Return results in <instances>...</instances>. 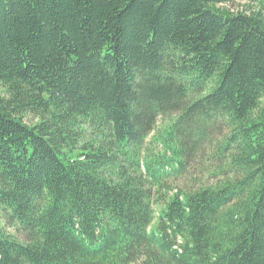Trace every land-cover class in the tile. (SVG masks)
<instances>
[{"label":"trees","instance_id":"trees-1","mask_svg":"<svg viewBox=\"0 0 264 264\" xmlns=\"http://www.w3.org/2000/svg\"><path fill=\"white\" fill-rule=\"evenodd\" d=\"M234 1L0 0V264H264V0Z\"/></svg>","mask_w":264,"mask_h":264},{"label":"rangeland","instance_id":"rangeland-1","mask_svg":"<svg viewBox=\"0 0 264 264\" xmlns=\"http://www.w3.org/2000/svg\"><path fill=\"white\" fill-rule=\"evenodd\" d=\"M230 5L233 8H239V9L244 6L243 1H239V0H235ZM159 122H160V118L158 119V123ZM177 183H178V185H185L187 182L184 179L183 180L181 179V180L177 181ZM153 206H154V209H155V215H157V212L159 211V208L161 207V203H154ZM7 228L12 231L11 227H7ZM131 264H141V262L140 261H135V262H133Z\"/></svg>","mask_w":264,"mask_h":264}]
</instances>
